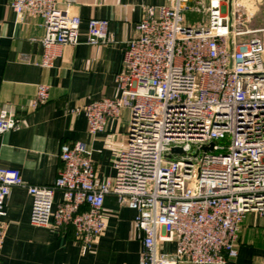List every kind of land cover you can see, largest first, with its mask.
Returning <instances> with one entry per match:
<instances>
[{"label":"built area","instance_id":"built-area-1","mask_svg":"<svg viewBox=\"0 0 264 264\" xmlns=\"http://www.w3.org/2000/svg\"><path fill=\"white\" fill-rule=\"evenodd\" d=\"M10 8L20 20L41 19L42 68L81 41V18L60 9L58 0H10ZM190 13L208 19L191 25ZM251 17L242 0H167L146 7L124 52L118 96L81 109L93 136L131 113L114 178L100 181L83 141L61 146L62 168L51 186L29 185L18 169L0 167V264L6 202L15 187L32 198V225L72 227L83 252L105 232V199L113 195L137 212L139 264L235 259L246 217L257 215L264 227V28H246ZM87 43H112L108 20L88 21ZM49 90L39 84L22 111L45 105ZM23 122L0 110V134ZM57 192L62 201L54 208ZM167 243L176 245L173 258L162 250Z\"/></svg>","mask_w":264,"mask_h":264},{"label":"crops","instance_id":"crops-1","mask_svg":"<svg viewBox=\"0 0 264 264\" xmlns=\"http://www.w3.org/2000/svg\"><path fill=\"white\" fill-rule=\"evenodd\" d=\"M166 3L58 0L60 9L81 18V41L65 47L54 65L46 69L40 66V39L44 35L41 19L20 20L10 8V0H0V110L24 118L19 130L0 134V167L18 169L29 185L51 186L62 168L61 146L83 141L92 150L100 181L113 179L114 163L127 146L131 113L125 111L120 119L109 120L105 131L93 136L81 109L118 96L117 75L144 9ZM90 19L109 21L111 44L87 43ZM39 84L49 86V101L36 111H22L35 97ZM61 201L62 194L57 192L54 208ZM104 210L107 228L83 252L72 227L32 225L31 196L24 188H13L6 202L8 229L1 264H139L142 234L134 226L137 212L120 204L113 195L106 197ZM162 250L173 258L176 245L163 244ZM238 252L227 264H264V227L255 214H249L243 223Z\"/></svg>","mask_w":264,"mask_h":264},{"label":"rangeland","instance_id":"rangeland-1","mask_svg":"<svg viewBox=\"0 0 264 264\" xmlns=\"http://www.w3.org/2000/svg\"><path fill=\"white\" fill-rule=\"evenodd\" d=\"M242 8L245 11L247 10L248 14H252L246 28L253 30L264 28V0H242ZM207 19V15H199V13L189 14L191 25H197L201 21L205 22Z\"/></svg>","mask_w":264,"mask_h":264}]
</instances>
